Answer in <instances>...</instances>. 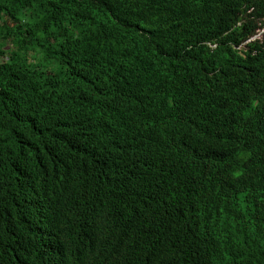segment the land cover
<instances>
[{"label":"trees","instance_id":"obj_1","mask_svg":"<svg viewBox=\"0 0 264 264\" xmlns=\"http://www.w3.org/2000/svg\"><path fill=\"white\" fill-rule=\"evenodd\" d=\"M264 0H0V264H264Z\"/></svg>","mask_w":264,"mask_h":264},{"label":"rangeland","instance_id":"obj_2","mask_svg":"<svg viewBox=\"0 0 264 264\" xmlns=\"http://www.w3.org/2000/svg\"><path fill=\"white\" fill-rule=\"evenodd\" d=\"M257 39H264V29L260 31L257 36ZM11 48V44L9 42L1 41L0 42V52H8Z\"/></svg>","mask_w":264,"mask_h":264},{"label":"clouds","instance_id":"obj_3","mask_svg":"<svg viewBox=\"0 0 264 264\" xmlns=\"http://www.w3.org/2000/svg\"><path fill=\"white\" fill-rule=\"evenodd\" d=\"M263 29H264V28H263ZM263 29L259 30V31H258V34H259L260 31H262ZM258 34H257L253 39H257Z\"/></svg>","mask_w":264,"mask_h":264}]
</instances>
